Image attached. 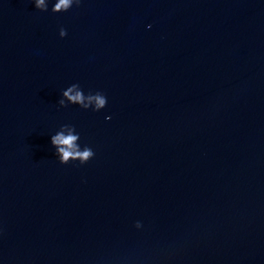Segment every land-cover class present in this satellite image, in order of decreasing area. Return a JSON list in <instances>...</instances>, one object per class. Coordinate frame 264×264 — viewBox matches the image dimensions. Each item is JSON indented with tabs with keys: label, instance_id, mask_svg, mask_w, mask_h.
Listing matches in <instances>:
<instances>
[{
	"label": "water",
	"instance_id": "water-1",
	"mask_svg": "<svg viewBox=\"0 0 264 264\" xmlns=\"http://www.w3.org/2000/svg\"><path fill=\"white\" fill-rule=\"evenodd\" d=\"M55 2L0 0V264H264V0Z\"/></svg>",
	"mask_w": 264,
	"mask_h": 264
},
{
	"label": "clouds",
	"instance_id": "clouds-1",
	"mask_svg": "<svg viewBox=\"0 0 264 264\" xmlns=\"http://www.w3.org/2000/svg\"><path fill=\"white\" fill-rule=\"evenodd\" d=\"M80 0H77V5L79 4ZM44 5V0H35V7L37 9H40L41 6ZM71 6V0H58V2L54 3L53 11H59L61 9L67 10ZM61 35H65V32L62 30ZM69 92H71V89H69ZM69 92H65V96H68V98L71 101L75 102H82L83 97L80 92H77L75 96L69 95ZM95 99L97 103V107H103L105 105V99L99 95L95 97H89V100ZM63 104V101L60 102ZM87 107V105H85ZM77 139L76 136L69 135L65 137L63 134H57L56 136L52 137V143L54 145H63L66 147H59L58 152L62 154V162H67L68 157L75 156L80 158L81 164H84L85 161H87L90 157L94 156V153L91 149L85 148L83 152L75 151L73 152L72 149L74 148V141Z\"/></svg>",
	"mask_w": 264,
	"mask_h": 264
}]
</instances>
